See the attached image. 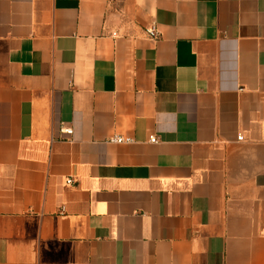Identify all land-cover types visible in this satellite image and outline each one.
Returning <instances> with one entry per match:
<instances>
[{"label": "crops", "instance_id": "obj_1", "mask_svg": "<svg viewBox=\"0 0 264 264\" xmlns=\"http://www.w3.org/2000/svg\"><path fill=\"white\" fill-rule=\"evenodd\" d=\"M0 264H264V0H0Z\"/></svg>", "mask_w": 264, "mask_h": 264}, {"label": "built area", "instance_id": "obj_2", "mask_svg": "<svg viewBox=\"0 0 264 264\" xmlns=\"http://www.w3.org/2000/svg\"><path fill=\"white\" fill-rule=\"evenodd\" d=\"M147 32H148L149 36L153 37V38L157 37V35H158L155 28L148 29ZM62 131L67 133V134L73 133V130L71 128H63ZM131 141H132V139L129 137H122V136H117V135L113 136L109 139V142H111V143H128ZM150 141L155 143V142H157V139H156V137H151ZM72 182H73L72 179L67 180V183H72Z\"/></svg>", "mask_w": 264, "mask_h": 264}]
</instances>
